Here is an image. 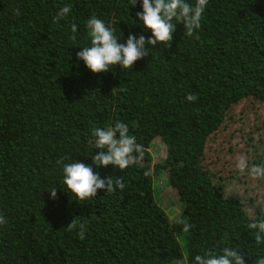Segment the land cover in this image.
<instances>
[{"label": "trees", "instance_id": "16d2710c", "mask_svg": "<svg viewBox=\"0 0 264 264\" xmlns=\"http://www.w3.org/2000/svg\"><path fill=\"white\" fill-rule=\"evenodd\" d=\"M65 4L71 13L54 22ZM138 11L141 0H0V264H194L225 245L247 264L264 255L247 229L264 207V178L235 168L239 155L264 164V0H209L195 35L178 23L171 48L150 46L129 70L96 74L77 59L92 16L120 43L151 36ZM117 120L144 146V168L92 165L93 128ZM73 161L121 177L124 189L78 202L63 183ZM162 172L184 204L175 219L155 197ZM72 220L87 222L84 239L68 230ZM180 220L194 227L185 233Z\"/></svg>", "mask_w": 264, "mask_h": 264}, {"label": "clouds", "instance_id": "9594fccd", "mask_svg": "<svg viewBox=\"0 0 264 264\" xmlns=\"http://www.w3.org/2000/svg\"><path fill=\"white\" fill-rule=\"evenodd\" d=\"M138 0H129L133 7ZM209 0H195L189 3L188 0H141L142 11L136 12V17L143 22L146 30H151L152 35L146 37L140 34L129 33L125 43L118 42L114 34L115 29L105 24L96 16L87 20V27L90 29V46L83 47L76 53L78 60H82L85 66L93 73H105L119 65L122 69H131L138 60L149 55V47L163 44L167 48L172 47L176 25L183 23L184 35L192 37L202 26V19ZM70 4H65L53 18L54 22L66 19L71 13ZM19 15V9H14ZM72 39H76L77 25H71ZM124 90V89H122ZM198 99L196 94L189 93L186 100L194 102ZM92 134L95 137L94 148L99 149L92 156V165L96 167H107L113 165L123 171L130 166L136 165L144 168L145 157L144 146L137 142L135 135L130 134L128 124L119 120L114 122L112 127H94ZM92 165H85L82 162L73 161L63 164V183L71 193L75 194L77 201H90L97 197L98 190L105 193H113L117 189L123 190L125 183L121 177L113 180L112 177L101 178L98 172L93 171ZM235 168L244 173L246 170L255 179L264 178V164H257L249 167L247 157L239 155L236 158ZM144 176H150L152 169L149 167L144 171ZM177 188V187H176ZM51 199L57 198L55 187L47 190ZM178 191V190H177ZM183 203V202H182ZM184 206V204H183ZM259 211L260 218L253 219L247 224V229L252 230L256 245H264V207L255 205ZM183 208V207H182ZM164 209V208H163ZM7 218L0 215V225L7 224ZM183 231L189 232L194 225L180 220ZM69 231L76 230L80 239L85 238L87 222L72 220L67 224ZM239 247L225 245L219 250L206 249L202 254L194 258V264H247L244 255L238 251ZM254 264H264V255L256 256Z\"/></svg>", "mask_w": 264, "mask_h": 264}, {"label": "rangeland", "instance_id": "374dc122", "mask_svg": "<svg viewBox=\"0 0 264 264\" xmlns=\"http://www.w3.org/2000/svg\"><path fill=\"white\" fill-rule=\"evenodd\" d=\"M253 105V103L249 102L247 107L249 110L252 109L254 112ZM247 119L248 117H246L245 115L240 116L238 119L239 127L245 126L247 124ZM259 134L262 135L261 130H259ZM165 149L166 148L163 147L161 150H157V154H152L154 161H156L157 158L162 159L164 157ZM165 177L166 172H162L154 177V193L156 200L161 205V207L167 211L171 219H175L179 216V214H181L182 207L180 206H183V203L179 198L176 186L168 183ZM226 190L228 192H231L233 190V186L229 185ZM248 209L250 210L251 208Z\"/></svg>", "mask_w": 264, "mask_h": 264}]
</instances>
